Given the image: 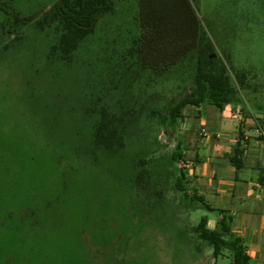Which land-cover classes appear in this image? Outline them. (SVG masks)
I'll return each instance as SVG.
<instances>
[{
  "label": "rangeland",
  "instance_id": "374dc122",
  "mask_svg": "<svg viewBox=\"0 0 264 264\" xmlns=\"http://www.w3.org/2000/svg\"><path fill=\"white\" fill-rule=\"evenodd\" d=\"M58 1L0 0V264H232L194 231L203 218L215 230L219 211L195 208L167 172L176 145L204 136L199 114L220 111L188 106L170 134L160 115L208 56L238 90L232 105L264 118V0H151L155 30L139 0H114L67 63L51 52L58 35L35 23ZM148 36L157 70L127 55L146 52ZM97 115L123 133L119 155L92 149ZM144 157L151 183L133 188Z\"/></svg>",
  "mask_w": 264,
  "mask_h": 264
},
{
  "label": "trees",
  "instance_id": "16d2710c",
  "mask_svg": "<svg viewBox=\"0 0 264 264\" xmlns=\"http://www.w3.org/2000/svg\"><path fill=\"white\" fill-rule=\"evenodd\" d=\"M139 3L141 10V25L143 27V16L145 11L148 10L149 15L154 18L153 15L156 16L161 10L159 7L158 10H156L155 3L151 0H139ZM114 11V0H59L49 10H46L35 23L40 30H51L58 35L56 43L51 48V52L59 54V60L67 63L76 52L79 45L82 44L88 36L94 33L100 18ZM154 20L156 25H154V22L150 21H147V24L155 30L158 29V26L160 27L162 21L156 20L155 18ZM145 39H148L149 41H147V43H150L146 44L148 52H144L140 48H132L127 51V55H132L140 68H145L146 65H148L151 70H157L155 67L158 65L151 66L150 63H147L149 61H154L155 56H157L155 54V46L151 47L153 42L150 36L145 37ZM134 44H137V42L135 41ZM188 48H185L186 52ZM150 52L154 53V56L151 57ZM181 59L182 57L180 60ZM174 60L177 59L174 58ZM199 61L198 70L195 75V86L181 99L169 105L166 112L160 115L161 122L165 125L168 133L170 130L169 128H173V132L177 131L183 110L188 106L198 107L202 104H208L222 110L227 105L240 103L241 101L237 96V88L230 82V75L227 73V69L220 67L216 59H210L208 56H201ZM216 64L219 68L216 67ZM204 68H207V70H204ZM158 70L160 71V69ZM238 77L240 83L244 84L246 76L239 75ZM88 112V116L90 117V111ZM262 122L264 123V119ZM88 133L89 138H91L92 149L97 151V153L115 156L119 155L124 149L125 137L123 133L113 128L112 123L108 122L104 115H97L91 134L90 131ZM175 148L171 156V167H168L169 169L167 172L174 176L176 189L184 193L189 199L190 204L196 206L195 208L201 206L209 211H219L222 215L215 230L209 229L207 227V218H203L194 228L198 238L213 246V256L216 260L227 250L232 256V264H250L251 258L246 251L243 239L237 236L231 229V217L228 215V212L226 210L214 209L206 202L205 197L196 192L190 193V191H188V185L190 184L188 180L189 177L183 168L179 169L178 174L173 173L175 170L172 168H176L177 163H180L184 157L180 144L176 145ZM241 155V145L238 144L234 150V157L232 158V164L237 170L243 167ZM145 158L146 157L139 159L138 162L134 159V163H131L132 173H134L131 176L133 188L145 189L148 184L151 183L149 180L151 172L149 169L143 168L144 165L150 162ZM259 182L261 185H264V174L261 175ZM23 214L24 217H27L33 215L34 212L25 211Z\"/></svg>",
  "mask_w": 264,
  "mask_h": 264
},
{
  "label": "crops",
  "instance_id": "0c3cea01",
  "mask_svg": "<svg viewBox=\"0 0 264 264\" xmlns=\"http://www.w3.org/2000/svg\"><path fill=\"white\" fill-rule=\"evenodd\" d=\"M219 111L215 115L207 112V118L200 113V126H208L201 127L199 133L205 132L204 136L184 139L183 153L193 158L189 181L211 207L228 212L231 229L243 239L250 264H264V185L259 182L264 174V137L257 134L258 128L264 131L259 124L264 118L252 111L244 113L241 105H227ZM238 144L242 149L240 170L232 164Z\"/></svg>",
  "mask_w": 264,
  "mask_h": 264
},
{
  "label": "built area",
  "instance_id": "2783aa9c",
  "mask_svg": "<svg viewBox=\"0 0 264 264\" xmlns=\"http://www.w3.org/2000/svg\"><path fill=\"white\" fill-rule=\"evenodd\" d=\"M257 134L258 136H263L264 137V131L261 128L257 129ZM181 167L187 172L188 177L191 176L192 174V165L191 162H181Z\"/></svg>",
  "mask_w": 264,
  "mask_h": 264
},
{
  "label": "water",
  "instance_id": "95a60500",
  "mask_svg": "<svg viewBox=\"0 0 264 264\" xmlns=\"http://www.w3.org/2000/svg\"><path fill=\"white\" fill-rule=\"evenodd\" d=\"M213 58V57H212Z\"/></svg>",
  "mask_w": 264,
  "mask_h": 264
}]
</instances>
